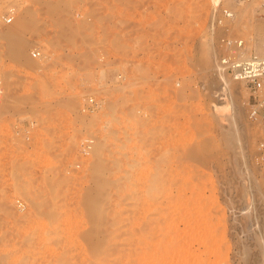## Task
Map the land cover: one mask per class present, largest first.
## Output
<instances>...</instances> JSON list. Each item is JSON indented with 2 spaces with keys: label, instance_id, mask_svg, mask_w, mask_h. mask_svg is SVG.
Returning a JSON list of instances; mask_svg holds the SVG:
<instances>
[{
  "label": "rangeland",
  "instance_id": "rangeland-1",
  "mask_svg": "<svg viewBox=\"0 0 264 264\" xmlns=\"http://www.w3.org/2000/svg\"><path fill=\"white\" fill-rule=\"evenodd\" d=\"M0 25V264H264V126L217 60L264 54V0H0Z\"/></svg>",
  "mask_w": 264,
  "mask_h": 264
},
{
  "label": "built area",
  "instance_id": "built-area-1",
  "mask_svg": "<svg viewBox=\"0 0 264 264\" xmlns=\"http://www.w3.org/2000/svg\"><path fill=\"white\" fill-rule=\"evenodd\" d=\"M224 14L230 15L227 9ZM13 17L3 18L4 24L12 22ZM2 26L0 25V32ZM39 51H34V55H39ZM218 63L225 69L227 74L235 81L245 85L249 91L247 99L248 113L252 120L264 126V55L249 52L246 49L245 40L234 36H223L219 41ZM98 104L94 98L88 100L84 110H89ZM264 157V144L262 145ZM90 151L91 145L84 148Z\"/></svg>",
  "mask_w": 264,
  "mask_h": 264
},
{
  "label": "bare ground",
  "instance_id": "bare-ground-1",
  "mask_svg": "<svg viewBox=\"0 0 264 264\" xmlns=\"http://www.w3.org/2000/svg\"><path fill=\"white\" fill-rule=\"evenodd\" d=\"M253 3V2H252ZM263 11V10H262ZM10 31V30H9ZM20 32V31H19ZM9 34H8V36H11V38L13 39V37H15V35H16V32H13L12 30L10 31V32H8ZM8 38V37H7ZM10 38V37H9ZM9 41V40H8ZM246 49L249 51V52H251L252 50H250L248 47H246ZM257 53V52H256ZM260 54V53H259ZM262 55H264V54H262ZM219 66L220 67H222L220 64H219ZM223 68V67H222ZM224 69V68H223ZM225 70V69H224ZM232 78V77H231ZM233 79V78H232ZM234 80V79H233ZM159 181V180H158ZM161 182V181H160ZM165 182V181H164ZM162 183V182H161ZM162 186V185H161ZM163 205H164V203H163ZM185 209V208H184ZM172 210V209H171ZM138 219V218H137ZM139 220V219H138ZM174 222V221H173ZM140 225V224H139ZM262 225H264V223L262 224ZM263 229V228H262ZM133 230H134V228H129V229H125V230H122L120 233H119V235H118V240H119V242H126V240H128L129 238H130V236H131V234H132V232H133ZM135 232V231H134ZM264 234V233H263ZM128 238V239H127ZM94 251H96V250H94ZM59 254V253H58ZM92 254V253H91ZM94 255V254H93ZM104 255V254H103ZM64 256V255H63ZM97 258V257H96ZM63 260V259H62ZM69 260H71V259H69ZM105 260V259H104ZM103 260V261H104ZM61 261V260H60ZM64 261V260H63ZM102 261V260H101ZM99 262L100 264L102 263V262ZM108 261V260H107ZM62 263V262H61ZM89 263H91V262H89ZM98 263V264H99ZM60 264V263H59ZM65 264V263H64ZM71 264V263H70ZM92 264H95L94 262H92ZM103 264V263H102Z\"/></svg>",
  "mask_w": 264,
  "mask_h": 264
}]
</instances>
